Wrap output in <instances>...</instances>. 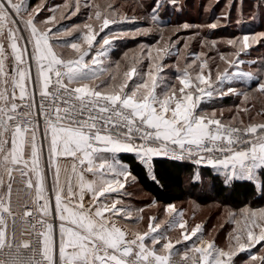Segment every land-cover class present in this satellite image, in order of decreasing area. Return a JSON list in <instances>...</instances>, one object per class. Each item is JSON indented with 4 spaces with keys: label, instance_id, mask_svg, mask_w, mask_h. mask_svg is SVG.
Segmentation results:
<instances>
[{
    "label": "snow or ice",
    "instance_id": "6c2138e0",
    "mask_svg": "<svg viewBox=\"0 0 264 264\" xmlns=\"http://www.w3.org/2000/svg\"><path fill=\"white\" fill-rule=\"evenodd\" d=\"M177 4L151 0L147 19L166 25L162 16ZM257 6L264 9V0ZM82 10L86 22L61 24ZM138 19L111 2L49 7L48 0H0V264H177L173 239L180 244L193 237L179 264H236L245 251L244 264H264V248L258 255L251 251L264 243V207L226 209L234 227L223 247L203 238L201 224L189 227L173 203L164 206L166 219L149 216L146 229L122 222L142 221L145 211L122 199L129 195L125 185L137 181L121 160L125 153L157 184L154 160L171 156L210 167L231 190L246 183L264 199V122L238 119L246 106L237 108L235 123L201 107L233 95L246 105L250 93L237 84L255 83L254 92L264 95V61L255 73L242 68L255 63L242 55L264 40V32L210 39L223 27L217 18L204 26L209 32L197 26L181 50V41L165 39L159 28L157 44L111 60L117 41L153 33V27H138ZM192 27L185 22L173 32ZM194 39L199 52L189 51ZM221 43L231 51L221 50ZM173 55L177 64L166 66ZM166 67L176 68L175 83L163 75ZM17 182L31 199L25 210L13 203ZM155 207L153 199L147 208ZM18 221L28 229L19 239ZM177 226L180 235L170 237Z\"/></svg>",
    "mask_w": 264,
    "mask_h": 264
},
{
    "label": "rangeland",
    "instance_id": "374dc122",
    "mask_svg": "<svg viewBox=\"0 0 264 264\" xmlns=\"http://www.w3.org/2000/svg\"><path fill=\"white\" fill-rule=\"evenodd\" d=\"M65 2H72V0H48L49 7L63 5ZM81 2H83V0H81ZM90 2H92V0H90ZM95 2H111L117 5L118 10L122 13H126L129 16H137L139 18L137 22L138 27L154 28L153 33L148 36H138L134 39H124L117 41L115 43L114 49L116 48V51L119 52L116 55L113 53L114 50L112 51L110 59L113 61L121 60L125 52L135 50L141 44H157V42L160 41V36L158 35L159 28H163L165 39L171 38L172 41L179 39L181 43L178 45V47L181 50L184 48L183 40L194 36L198 30L197 26H200L199 30L201 34L209 32V30L204 26L211 24L217 18H221L220 22L223 27L210 32V39H216L219 41L227 38L242 36L244 34H256L264 32V9H261L257 6L259 4V0H178L177 9L172 10L171 7H169L168 13L162 16V19L169 21L170 23L160 26L152 25L150 20L147 19V13L150 11V9H147V5L151 3V0H95ZM225 14L229 16L227 21L222 19ZM86 19L87 12L82 10L81 13L75 17H72L70 20L61 21V24L66 27H70L75 24H82L83 22H86ZM185 22L189 23L193 27L189 30L173 32V29L177 25H182ZM254 28L259 29L256 30ZM115 30L116 29L113 28V31ZM107 31L108 30L106 29L105 33ZM105 33H101L100 36L97 37V40H100ZM219 46L223 51H231L229 46L225 44L221 43ZM200 50V41L198 39L192 40L189 45V51L199 52ZM209 55L217 56L215 52H212ZM242 58L249 62L255 61V63L243 65L242 68L245 71H251L255 73L260 70V64L262 61H264V40L253 45L248 50V55H242ZM177 59L178 58L175 55L166 57L164 64L166 66L176 65ZM183 63L184 60L182 54L180 57V65L183 66ZM144 68H147V61H144ZM261 74L264 75V72ZM163 75L168 77L173 83L176 82L175 77L177 73L175 67H166ZM235 86H237V88L249 91L243 87H238L244 86L243 84H237ZM252 86H254V88L249 91L250 97L246 105L242 103L243 97H236L233 95L229 99V102L221 104L217 108H213L217 110V118L222 119L224 122L235 123V121H232V117L236 115L237 108H244L246 106L249 110L248 113H242L238 119H242L245 124L249 122L250 118L254 122H264V95L254 92V89L257 87L255 83H253ZM206 110L209 112L212 111L207 108ZM221 113L222 116L220 115ZM199 183L202 185L196 189V197H187L186 199L174 202L173 204L178 209L184 211V218L189 222V227L195 226L196 224H201L203 226V237L205 239H214L218 246L223 247L225 245L227 241V235L234 227V225L229 221V218L226 214V209L238 211L239 208L245 206H251L254 208L264 207V199L262 198L242 206L233 207L232 205L226 204L221 200L216 199L209 193L207 179L203 178ZM130 191V196L135 198L134 202L136 203H138L137 201L139 198H142L146 195V193H143L136 188L131 189ZM150 202V200H143V203L145 204ZM164 206L165 205L163 204H159L155 208L146 209L144 212L145 218L148 219L149 216H158L160 219L164 220L166 218ZM180 231L181 230L178 227V229L171 230V232L169 231L168 235L172 238H175L180 235ZM188 248H191V246ZM261 248H264V243L258 244L254 248V254L258 255ZM176 252L179 253V256H183L184 251ZM243 254L245 253L241 252L237 255V257H235L236 264H244V262L249 259V257L240 259V257H243Z\"/></svg>",
    "mask_w": 264,
    "mask_h": 264
},
{
    "label": "trees",
    "instance_id": "16d2710c",
    "mask_svg": "<svg viewBox=\"0 0 264 264\" xmlns=\"http://www.w3.org/2000/svg\"><path fill=\"white\" fill-rule=\"evenodd\" d=\"M38 2L39 0H32L33 5ZM254 29L258 30L259 28ZM118 52L115 48L113 53L117 55ZM230 98L231 96H227L225 100L223 99L218 103L229 102ZM125 160L129 162L134 174L137 176V182L140 187L161 204L182 201L187 197H196V189L202 185L190 176L196 167H203V173L210 176L209 193L226 204L238 207L261 199L258 194L252 195V188L246 183L237 182L233 190L225 187L222 182L223 178L209 172V167L195 166L187 162H174L163 157H156L154 169L160 181L157 184L145 174V171L133 155L125 156Z\"/></svg>",
    "mask_w": 264,
    "mask_h": 264
},
{
    "label": "crops",
    "instance_id": "0c3cea01",
    "mask_svg": "<svg viewBox=\"0 0 264 264\" xmlns=\"http://www.w3.org/2000/svg\"><path fill=\"white\" fill-rule=\"evenodd\" d=\"M237 87V86H236ZM238 87H243V88H245V86H238ZM256 87V86H255ZM252 88H254V86H251V88H245V89H247V90H251ZM226 98V97H225ZM225 98H223L224 100H225ZM222 99V100H223ZM222 100H216L215 102H213V103H210V104H202L201 105V107L202 108H204L205 110H206V108L207 109H210V110H212L213 108H217L218 106H220L221 104H219L218 102L219 101H222ZM222 104H224L223 102H222ZM127 155H132V154H121V160H122V162L123 163H126V164H128V165H130L129 164V162L128 161H126L125 160V156H127ZM68 163L70 164V161H68ZM203 167H196L195 169H194V171H192V173L190 174V176H192V178H194V179H196L197 181H199V182H201V179H207V182H208V186H209V183H210V176L207 174V175H205L204 173H203ZM208 170H209V172H211V173H215L214 172V170L213 169H211L210 167L208 168ZM222 177V176H221ZM89 178H91V177H89ZM17 181H19V177H17ZM13 187H14V190H18V195L17 194H14V197H13V203H14V206L16 207V206H21L22 204H28V203H31V199H30V197H29V195L24 191V185L22 184V183H20V182H17V183H15L14 185H13ZM125 188H126V190H127V193H129V195H125V196H123L122 197V199H123V201L126 203V204H128V205H130L133 209H137V208H144V210H146V209H148L147 208V205L148 204H150L152 201H153V199L154 198H152L151 196H150V194L149 193H147L146 191H144L141 187H140V185H139V183L136 181V182H129V183H127L126 185H125ZM138 189L139 191H142L143 193H146V195L145 196H143L142 198H139V200L137 201L138 203H136V202H134V197L133 196H130V190L131 189ZM150 200L151 202L150 203H148V204H145V203H143V200ZM177 202V201H176ZM143 203V204H142ZM159 204H161V203H159V202H157V205H159ZM163 205H167V204H163ZM136 206H137V208H136ZM145 212V211H144ZM143 215H144V213H143ZM158 217V216H157ZM160 219V218H159ZM166 219V218H165ZM162 220V219H161ZM123 223H127L128 224V226L129 227H131V228H133V229H136V228H140V229H146L147 228V224H148V219H146L145 218V215H144V219L142 220V221H139V222H137L136 220H134V219H126V220H124V221H122ZM144 225H146V226H144ZM176 229H178V226H177V228ZM175 230V229H174ZM170 232H171V230H169ZM168 231V232H169ZM17 238L19 239L20 238V234H19V232L17 231ZM204 238V237H203ZM205 239V238H204ZM173 242V244H174V249L176 250V251H185V249H188V247L189 246H192L191 244L193 243V242H196V238L195 237H193L192 238V241L191 242H184V241H182L180 244H176L175 243V240H173L172 241ZM189 243V244H188ZM252 251V254H254V252H255V249H252L251 250ZM245 254H243L242 256L243 257H240V259H243V258H248L249 257V253L247 252V251H245L244 252Z\"/></svg>",
    "mask_w": 264,
    "mask_h": 264
},
{
    "label": "built area",
    "instance_id": "2783aa9c",
    "mask_svg": "<svg viewBox=\"0 0 264 264\" xmlns=\"http://www.w3.org/2000/svg\"><path fill=\"white\" fill-rule=\"evenodd\" d=\"M160 157H163L169 161H174V162H187V163H190V164H193L195 166H197L193 161H190V160H180V159H173L171 156H168V157H164V156H160ZM25 205H27L28 208H30L32 205L31 203H24L22 204L21 206H16L19 210H25ZM27 227L24 225V223L22 221H18L17 222V231L19 232L20 236L22 233H25L27 232ZM182 257L183 256H179V255H173L172 256V259L174 261L177 262V264H179V262L182 260Z\"/></svg>",
    "mask_w": 264,
    "mask_h": 264
}]
</instances>
